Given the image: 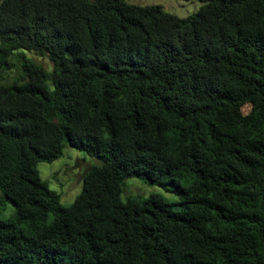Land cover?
Listing matches in <instances>:
<instances>
[{
	"label": "trees",
	"instance_id": "obj_1",
	"mask_svg": "<svg viewBox=\"0 0 264 264\" xmlns=\"http://www.w3.org/2000/svg\"><path fill=\"white\" fill-rule=\"evenodd\" d=\"M195 1H0V264H264V0ZM66 147L99 164L63 208Z\"/></svg>",
	"mask_w": 264,
	"mask_h": 264
},
{
	"label": "rangeland",
	"instance_id": "obj_2",
	"mask_svg": "<svg viewBox=\"0 0 264 264\" xmlns=\"http://www.w3.org/2000/svg\"><path fill=\"white\" fill-rule=\"evenodd\" d=\"M1 1V0H0ZM128 3L137 6H159L166 13L172 14L180 19L194 15L200 7L195 0L187 2L181 0H128ZM25 59L44 68L45 71L52 70V64L47 57H42L33 52L23 51ZM19 65L12 69V75H17ZM12 80V79H10ZM243 113L248 112L244 107ZM99 164L98 160L89 158L82 152L66 147L62 156L53 163H39L37 166L40 178L49 189L59 196V204L63 208L69 207L82 189V180L85 172L92 166ZM159 185L147 184L137 178L126 180L122 199H144L151 195L160 196L168 203L177 201V196ZM1 196V192H0ZM12 204L7 202L0 213V220L6 221L12 216ZM49 216L47 223L51 221Z\"/></svg>",
	"mask_w": 264,
	"mask_h": 264
}]
</instances>
